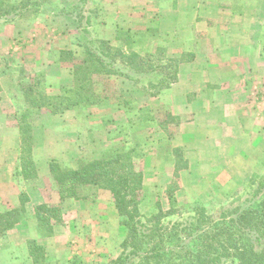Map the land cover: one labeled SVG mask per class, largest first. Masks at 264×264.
Masks as SVG:
<instances>
[{
  "label": "crops",
  "instance_id": "1",
  "mask_svg": "<svg viewBox=\"0 0 264 264\" xmlns=\"http://www.w3.org/2000/svg\"><path fill=\"white\" fill-rule=\"evenodd\" d=\"M40 1L43 8L31 20L0 23L1 47L11 39L28 38L32 25L40 30L46 19L57 21L52 29L56 40L39 36L38 41L32 34L28 51L13 54L14 67L0 69V212L22 205L24 210L0 238V264L31 263L30 242L43 247V264L75 259L105 264L119 254L127 228L110 190L88 184L77 189L78 198L62 197L50 165L75 169L79 160L105 158L118 142L132 150L133 138L143 132L136 124L148 125L146 138L153 141L150 151L132 152L142 173L139 208L146 216L170 209L168 188L176 173L172 195L177 206L210 207L227 202L264 171V110L257 108L262 105L258 98L264 100V0H105L92 16L98 38L122 47L125 33L140 55L161 49L173 58L187 52L193 56L182 59L176 81L158 95L135 89L123 78L99 75L106 86H96L100 101L77 105L66 101L70 88L65 87L74 79L83 48L70 18L59 12L79 0ZM65 54H70L68 60ZM23 80H32L33 100L22 96V102H9L22 93L16 86ZM256 82L263 89L259 97L253 95ZM51 98H58V104H51ZM21 110L32 113L28 121L35 174L28 179L20 175ZM173 117L166 137L162 122ZM175 150L183 153L179 169ZM41 204L59 209L50 218L53 230L47 237L40 234L36 219Z\"/></svg>",
  "mask_w": 264,
  "mask_h": 264
},
{
  "label": "trees",
  "instance_id": "2",
  "mask_svg": "<svg viewBox=\"0 0 264 264\" xmlns=\"http://www.w3.org/2000/svg\"><path fill=\"white\" fill-rule=\"evenodd\" d=\"M89 2L97 4L94 0H79L70 11H62L75 21L85 40L81 43L84 56L74 66V86L66 90L70 95L67 102L77 105L100 101V94L92 87L94 74L125 78L134 88L150 96L158 95L176 81L182 59L164 58L162 50L140 55L131 49V37L125 33L121 36L126 52L121 46L94 36L93 13L91 8H84ZM29 8V1L6 5L0 0V23L20 19ZM262 50L264 53V37ZM164 123L165 120L162 126L166 128ZM27 142L24 138L20 157L23 179L35 174L31 145ZM175 151L179 169L183 165V154ZM50 167L62 197L78 198L77 189L88 184L105 187L112 193L127 236L121 243L120 253L106 264H264V171L251 178L227 203L214 207L196 204L189 210L176 206L170 192L176 189L174 181L168 188L170 209L146 216L139 208L142 173L135 168L131 151L119 149L105 158L79 160L75 169L61 168L56 162ZM25 200L26 196L22 195V204ZM58 210L46 204L36 207L42 237L52 233L50 218H55ZM23 214V205L20 209L0 212V238ZM29 251L32 257L29 264H43L42 246L30 242ZM71 264L81 263L75 259Z\"/></svg>",
  "mask_w": 264,
  "mask_h": 264
},
{
  "label": "rangeland",
  "instance_id": "3",
  "mask_svg": "<svg viewBox=\"0 0 264 264\" xmlns=\"http://www.w3.org/2000/svg\"><path fill=\"white\" fill-rule=\"evenodd\" d=\"M6 5H16V4H19V3H21V2H24V1H29V4H30V8H29V11L26 13V14H24V16H22L21 18H23V19H25L26 17L28 18V20H31V17H33L34 15H37V14H39V12H40V10L43 8V6H42V4L40 3L41 1L40 0H20V2H17V3H14V2H12V0H2ZM45 1V0H44ZM94 1H96L97 2V4H92V3H88V4H86V6L84 7V8H91V12L93 13V15H94V13H96V11H97V8H98V6H99V4L100 3H102V2H104L105 0H102V1H100V0H94ZM100 1V2H99ZM72 7V6H71ZM71 7H69V8H67V9H62L60 12H59V14H61V15H64L63 13H62V11L63 10H68V11H70L71 10ZM72 12V11H71ZM64 16H66V15H64ZM20 18V19H21ZM70 18V17H69ZM70 20L71 21H69L70 22V24H71V29H72V31L74 32V36H75V38H76V41H77V43H79L80 44V47L81 48H83V46H82V44L81 43H84L85 42V40L84 39H82L81 38V36H80V33L78 32V29L76 28V23H75V21L73 20V19H71L70 18ZM92 21H93V19H91V29H92ZM45 22L46 23H42V24H44V25H42V27H41V29L40 30H34L33 29V27H34V25H32V27L30 28V30H29V34L27 35L28 36V38L27 37H25L24 35H21V36H24V37H21V39H19L18 40V42H14L15 41V39H11L10 41H8L5 45H3V46H1L0 47V69H3V70H9V69H11L12 67H14V65L13 64H15V62L13 61V58H14V55L13 54H15V52H18V53H23V52H26V51H28V50H26V48L27 47H30V45H31V42L29 41V36H31L32 37V34H35L34 36H33V38H37L38 37V41H39V36L40 37H42L43 36V41L45 40V41H48L49 42V40L50 41H52V40H56V34L53 32V27H56V23H54V22H57V21H55V20H52V21H50V20H48V19H46L45 20ZM92 32H93V35L94 36H96V34H95V32H94V30L92 29ZM53 36V37H52ZM55 36V37H54ZM97 37V36H96ZM263 37H264V29H263V34L261 35V41H262V43H261V51H262V54H264L263 53V50H262V46H263ZM70 40H72V38L70 37ZM28 42H29V44H28ZM39 45V44H38ZM113 45L114 46H117V44L116 43H113ZM119 46V45H118ZM126 45L124 46H122V49L123 50H125V52H126ZM23 50V51H22ZM161 50V49H160ZM20 51V52H19ZM158 51V50H157ZM156 51V52H157ZM155 53V52H154ZM161 53V55L165 58V57H169V58H173V57H170V56H168V53L167 52H165V51H163L162 50V52H160ZM83 55H82V58H83V56H84V48H83V53H82ZM188 55V56H187ZM180 56V57H179ZM178 56V58L177 57H175L174 59H187V58H189L190 56L192 57L193 56V53L192 52H187V53H182V54H180ZM264 56V55H263ZM69 57H70V54H65V58L68 60L69 59ZM190 57V58H191ZM80 62V61H79ZM106 76V75H104V74H94L93 75V77H92V81H93V84H92V87H93V89H97L96 88V86H98V87H106L105 86V84L102 82V79L100 78V76ZM96 76H99V80H97L96 81ZM110 76H112V77H115V78H122V77H116V76H113V75H110ZM95 78V79H94ZM123 79H125V78H123ZM104 80V79H103ZM126 80V79H125ZM32 82V80H30V81H21L17 86H16V90H20V91H22V93H19V95L18 94H16V95H14L13 97H11L10 99H9V102H12V101H14V100H19L20 102H22L21 101V99H22V96H24L25 97V99H31V100H33L32 98H31V96L33 95V90H34V88H35V86H31V83ZM113 82H114V80H113ZM126 82L127 83H129L127 80H126ZM99 83H101V84H99ZM258 85V88H256V89H254V93H253V95H258V97L261 95V93L260 92H263V89L261 90L260 89V82H256ZM117 84H120L119 82L118 83H116V85ZM130 84V83H129ZM106 85L107 86H111V84L109 83V82H106ZM131 85V84H130ZM66 86L67 87H65V88H72L73 86H74V81L72 80L71 81V83H69L68 81H67V84H66ZM132 86V85H131ZM21 87V88H20ZM38 87H40V86H38ZM133 87V86H132ZM113 88H114V86H113ZM116 88V87H115ZM134 88V87H133ZM136 89V88H135ZM96 92V91H95ZM116 93H114L113 94V96H116L115 95ZM10 95H12V94H10ZM60 95V94H59ZM28 96H30V97H28ZM56 96H58V95H56ZM37 98V97H36ZM30 100V101H31ZM41 101H42V99H40ZM259 100H261V102H262V105H260V103H258L257 104V108H258V110L259 111H261V110H264V100H262V98H258V101ZM27 101H29V100H27ZM51 104H58V102H59V99L58 98H56V99H54V98H51V99H49L48 100ZM17 104L16 105H18V101H15ZM31 102H33V101H31ZM12 107V106H11ZM14 108V107H13ZM53 108H50V110H52ZM23 113H19V115H18V120H19V117L22 119L21 120V129H22V139H21V150H22V144L24 143V138H26L27 139V141L30 143V145H31V150H32V139L30 138L31 137V135H29V129H30V125H29V121H28V117H30V116H32V113H31V111L30 110H25V111H23V110H21ZM137 112V111H136ZM262 112V111H261ZM137 114V113H136ZM174 120V117L172 118V119H166L165 120V126H166V128H165V132H166V137H168V132H170L169 131V127H172L173 125H172V121ZM134 127H136V128H139V129H143V132H142V135L140 136V137H136L135 139L133 138V144H135V147L131 150V149H127L128 151H131V153L132 152H137V150H143V149H146V150H151V148H152V146H153V144H152V140H150V139H147L146 138V136L147 135H149V133H150V131H151V129L149 128V126L148 125H146V124H144V123H139V124H136V126H134ZM145 136V137H144ZM152 138H153V140L156 138L155 136H152ZM27 142V143H28ZM160 142H161V144H164L165 143V141H158L157 143L158 144H160ZM121 143L122 142H118V143H116L115 145H113L114 147H112V149L110 150L111 152H108V154H115L116 153V151L117 150H119V149H123V150H125L124 149V146H122L121 145ZM107 154V155H108ZM183 154V153H182ZM176 155V154H175ZM132 158H133V156H132ZM176 158H177V156H176ZM132 161H133V159H132ZM20 162L22 163V161L20 160ZM177 178L178 177H174V180L172 181V183H174V181H175V183H177ZM172 183H170V185L172 184ZM246 185V184H245ZM244 185V186H245ZM244 186H242L241 188H243ZM241 188H239V189H241ZM238 189V190H239ZM237 190V191H238ZM170 192H172V193H174V191H172L171 189H170ZM141 196H142V194H141ZM174 197V196H173ZM175 203H176V201H175ZM225 203H227V202H225ZM198 204V203H197ZM224 204V203H223ZM193 205H196V203H194V204H189V205H187V206H185V207H180V206H178V207H180V208H182L183 210H189L190 208H192L193 207ZM216 205H219V204H216ZM216 205H213V206H210V207H214V206H216ZM176 206H177V204H176ZM160 210V209H159ZM159 210H156L155 211V213H157V212H159ZM162 211V210H161ZM154 213V214H155ZM153 215V214H152ZM150 216V215H149ZM120 251H121V246H120ZM120 253V252H119ZM106 264V263H105Z\"/></svg>",
  "mask_w": 264,
  "mask_h": 264
}]
</instances>
